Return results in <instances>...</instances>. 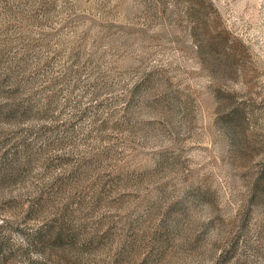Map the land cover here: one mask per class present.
<instances>
[{"label": "rangeland", "instance_id": "obj_1", "mask_svg": "<svg viewBox=\"0 0 264 264\" xmlns=\"http://www.w3.org/2000/svg\"><path fill=\"white\" fill-rule=\"evenodd\" d=\"M0 264H264V0H0Z\"/></svg>", "mask_w": 264, "mask_h": 264}]
</instances>
